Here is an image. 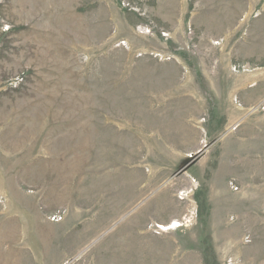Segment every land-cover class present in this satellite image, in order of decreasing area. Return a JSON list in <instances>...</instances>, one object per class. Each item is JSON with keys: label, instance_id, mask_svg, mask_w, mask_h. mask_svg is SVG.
<instances>
[{"label": "rangeland", "instance_id": "1", "mask_svg": "<svg viewBox=\"0 0 264 264\" xmlns=\"http://www.w3.org/2000/svg\"><path fill=\"white\" fill-rule=\"evenodd\" d=\"M0 264H264V0H0Z\"/></svg>", "mask_w": 264, "mask_h": 264}, {"label": "bare ground", "instance_id": "2", "mask_svg": "<svg viewBox=\"0 0 264 264\" xmlns=\"http://www.w3.org/2000/svg\"><path fill=\"white\" fill-rule=\"evenodd\" d=\"M189 223H191V222H189Z\"/></svg>", "mask_w": 264, "mask_h": 264}]
</instances>
